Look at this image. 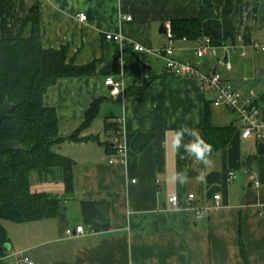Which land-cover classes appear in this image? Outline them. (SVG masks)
I'll list each match as a JSON object with an SVG mask.
<instances>
[{
	"label": "crops",
	"instance_id": "1",
	"mask_svg": "<svg viewBox=\"0 0 264 264\" xmlns=\"http://www.w3.org/2000/svg\"><path fill=\"white\" fill-rule=\"evenodd\" d=\"M201 7L202 0H0L1 38L19 34L23 21L37 12L44 49L66 48L67 61L77 66L96 63L92 77L60 80L45 96V105L56 109L61 138L81 128L85 112L101 100L98 116L81 135L99 142L65 141L56 148L75 164L74 194L64 197L61 182L34 177V193L62 199L59 215L2 224L8 242L4 247L0 242L5 258L0 264H22L21 252L33 264H246L242 246L248 264H264V142L244 140L237 114L215 108L210 88L169 71L162 57L134 50L141 45L162 51L170 39L161 26L169 32L173 21L198 19ZM110 34L123 40H108ZM204 37L228 49L199 59L196 50ZM201 38L174 37L175 59L206 75L216 72L236 92H254L262 102L264 52L253 47H264V0H224L218 17L204 21ZM219 60L231 63L232 70ZM108 79L120 83L122 93L114 94ZM147 85L141 95L129 94ZM207 106L213 126L232 125L235 132L225 149L213 151V164L200 183L194 179L200 166L181 160L171 138L183 124L205 138ZM117 121L127 148L123 162L105 147ZM178 168L189 169L192 179L184 186L170 180ZM232 173L237 179L230 182ZM174 197L176 205L170 201ZM78 227L84 234L66 235Z\"/></svg>",
	"mask_w": 264,
	"mask_h": 264
},
{
	"label": "trees",
	"instance_id": "2",
	"mask_svg": "<svg viewBox=\"0 0 264 264\" xmlns=\"http://www.w3.org/2000/svg\"><path fill=\"white\" fill-rule=\"evenodd\" d=\"M210 8L201 7L198 19L171 22L175 38L197 40L202 35L205 20L218 17L224 0H212ZM30 27L29 36L24 32ZM214 43V40H213ZM214 45H216L214 43ZM217 46H221L218 43ZM68 51L44 49L41 45L39 14H30L19 34L9 39L0 37V108L5 101L13 105L10 116L0 126V143L16 141L21 144L18 151H9L0 160V242H8L4 222L27 224L56 219L62 199L54 194L34 193L32 179L61 182L65 187L64 197L74 194V162L57 153L56 148L65 141L83 142L97 137L81 138L98 116L101 100L97 99L85 112L84 123L73 135L63 139L59 135V119L55 108L45 105V96L60 80L92 77L96 63L77 66L67 61ZM149 85L130 91V95H141ZM264 103V95L262 96ZM209 107L205 108L206 141L215 152L225 149L234 132V126L215 127L210 121ZM109 124L106 125V128ZM108 153H115L112 142L105 144ZM242 255L248 264L245 250Z\"/></svg>",
	"mask_w": 264,
	"mask_h": 264
},
{
	"label": "built area",
	"instance_id": "3",
	"mask_svg": "<svg viewBox=\"0 0 264 264\" xmlns=\"http://www.w3.org/2000/svg\"><path fill=\"white\" fill-rule=\"evenodd\" d=\"M80 20L82 22H85L87 20V17L85 15H81ZM167 33L169 34L170 44L162 51L155 52L141 45H135L134 50L139 53L153 54L155 56L162 57L165 60L166 68L169 71L180 76L195 78L203 87L210 88L216 93V96L212 102L215 108H225L237 114L241 124L242 138L244 140L255 138L258 141L264 142V103L259 101L257 95L254 92H251L248 95L240 94L236 92L229 84L223 82L222 78L218 74L215 73L212 75H206L191 63L175 59V50L172 45L174 36L171 30H169V32ZM107 39L113 40L115 42H121L123 40L121 35L112 34L108 35ZM253 48L254 50H261L264 52V47L255 45ZM220 49L226 51L228 48L226 46H215L211 38L204 37L199 40V47L196 50V55L199 59H203L205 57L216 58L219 55ZM244 55L245 54H243V56ZM218 64L225 66L229 71L232 70V65L229 62L219 60ZM106 85L112 88L114 94L122 93V87L120 83L112 79H108L106 81ZM115 124L118 126L121 124V122L117 121L115 122ZM122 136L123 128L120 125L114 132L112 144L115 148V155L118 158L117 161L123 162L125 160L127 148L122 141ZM236 179L237 175L233 173L229 175L230 182L235 181ZM261 186L262 185L260 182H255L254 184V187L256 189L261 188ZM193 199L194 196L190 195L189 200L192 201ZM214 199L218 201L220 199V196H215ZM170 201L171 203L176 205L178 198L174 197ZM198 215L201 216L202 213L198 212ZM75 234H84V229L82 227H78L75 231H66L67 236H73ZM25 258H27L31 262V264H33V262L24 253L21 252L17 255V261L19 263L24 264ZM4 259V256L0 255V261Z\"/></svg>",
	"mask_w": 264,
	"mask_h": 264
},
{
	"label": "clouds",
	"instance_id": "4",
	"mask_svg": "<svg viewBox=\"0 0 264 264\" xmlns=\"http://www.w3.org/2000/svg\"><path fill=\"white\" fill-rule=\"evenodd\" d=\"M171 148L179 155L181 160L190 159L194 165L200 166L197 176L194 178L200 183L206 181L207 169L213 164V145L206 141L201 132L187 124L174 130L171 138ZM188 168H178L171 176L172 183L184 186L190 182ZM177 211H180L177 208ZM24 264H31L25 258Z\"/></svg>",
	"mask_w": 264,
	"mask_h": 264
},
{
	"label": "water",
	"instance_id": "5",
	"mask_svg": "<svg viewBox=\"0 0 264 264\" xmlns=\"http://www.w3.org/2000/svg\"><path fill=\"white\" fill-rule=\"evenodd\" d=\"M202 5L204 7L210 8L213 5L212 0H202ZM35 10V7H32L30 10V13H33ZM160 32L162 34H167V30L165 29V26L162 25ZM214 72L213 74H215ZM13 110V105L9 101H5L3 104V107L0 108V126L2 125L4 119L8 118L10 116L11 111ZM21 149V144L16 141H6L3 143H0V160H4V154L9 151H18Z\"/></svg>",
	"mask_w": 264,
	"mask_h": 264
},
{
	"label": "rangeland",
	"instance_id": "6",
	"mask_svg": "<svg viewBox=\"0 0 264 264\" xmlns=\"http://www.w3.org/2000/svg\"><path fill=\"white\" fill-rule=\"evenodd\" d=\"M226 118L231 120L233 117L230 114L226 113ZM5 224L7 223L4 222L3 225L5 226Z\"/></svg>",
	"mask_w": 264,
	"mask_h": 264
}]
</instances>
